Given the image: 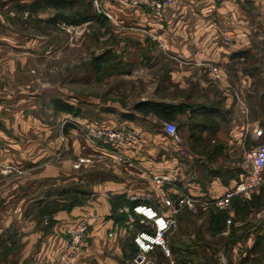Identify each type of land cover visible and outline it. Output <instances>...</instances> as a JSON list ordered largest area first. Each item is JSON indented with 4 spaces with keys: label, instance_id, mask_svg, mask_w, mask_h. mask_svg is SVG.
Instances as JSON below:
<instances>
[{
    "label": "rangeland",
    "instance_id": "1",
    "mask_svg": "<svg viewBox=\"0 0 264 264\" xmlns=\"http://www.w3.org/2000/svg\"><path fill=\"white\" fill-rule=\"evenodd\" d=\"M33 1L0 0V132L13 137L16 149L21 150L24 146L29 153V163L22 162L21 157L15 154L14 164L0 166V210L9 208L13 201L15 204L7 218L10 226L5 243H8L1 245L8 246V249L1 247L0 254L9 252L12 256L21 252L22 229L26 224L35 220L43 229H51L57 222L53 218L55 212H70L61 210L65 206L61 201L76 197H59L56 195L58 190L49 191L45 202L55 210L51 216L42 215V208L34 203L16 204L18 199H29L37 190L38 183L41 185L53 175L60 176L59 170L63 167L67 175L75 170L71 166L78 164L77 170L83 176L113 168L114 163L111 164L110 160L85 162L89 157L83 152V127L72 126L69 119L75 120L73 117L55 113L49 104L52 98L58 97L80 107L85 111L89 124L96 126L94 123L103 115L113 114L114 118H119V114L131 113L134 105L143 101L195 102L217 107L222 112L225 111L223 103L227 94L236 99L234 91H229L227 85L235 89L241 86L235 74L237 69L232 65L228 66L231 77L226 81L215 78L211 68L216 66H209L212 79L208 86L211 91L209 96L197 82H192L185 89L174 86L169 73L176 66L165 55L167 49L164 40L160 39L161 35L151 26L156 20L160 21L164 14L155 17L144 8L127 11L129 7L119 4L117 0H92L95 12L101 15L97 21L79 27L65 24L54 27L45 23L54 15V11L30 16L22 10V6ZM176 1L181 3L180 0ZM108 4L117 7L113 20L104 12ZM240 4V10L247 7L248 18L252 19H249V27L258 46L256 48L255 45V54L248 63L261 73L264 72V13L258 11L253 2L243 1ZM122 10H125V16L120 13ZM138 11L141 16L136 19ZM100 58L107 59L108 63L97 72L94 68ZM243 65L244 71L247 66ZM260 78L264 79V76L260 74ZM263 81L253 78L250 81L253 83L252 90L243 93L258 123L253 131L251 129L244 145H241L240 138L230 141V155L224 149L221 155L211 160L213 168H237L244 173L250 169L247 153L264 143V110L258 105L261 92L256 91L259 85H263L260 91L264 89ZM222 114L224 119L227 118L224 112ZM211 119L210 124L216 127L218 123ZM186 121L184 116L169 121L179 127L184 147L203 158L216 154V147L209 148L208 153L205 147L186 141ZM260 130L263 134H258ZM90 164L94 166H87ZM99 178L107 177L104 173ZM92 198L91 195L87 199H76L85 205ZM150 200L158 203L159 199ZM170 203L179 207L178 227L169 239L171 256H163L157 251L148 257L146 264H219L220 259H224L226 264H264V238L257 236L264 224V187L255 192L251 199H232L226 209H219L212 203H195L189 207L181 204L180 199H170ZM118 204L120 202L115 203L120 206ZM122 204L117 214L127 217L123 224L138 229L137 220L133 223L129 221L126 212L129 207L124 201ZM169 207L166 206L167 209ZM19 212L23 215L21 219L15 218ZM181 247L188 248V251L180 253ZM128 249V255L122 260L126 264H135L130 246ZM110 257L114 260L117 258L113 254Z\"/></svg>",
    "mask_w": 264,
    "mask_h": 264
},
{
    "label": "crops",
    "instance_id": "2",
    "mask_svg": "<svg viewBox=\"0 0 264 264\" xmlns=\"http://www.w3.org/2000/svg\"><path fill=\"white\" fill-rule=\"evenodd\" d=\"M172 1L171 8L164 13L160 21L156 20L151 25L153 31H158L161 35L160 39L164 40L167 49L165 55L177 68H173L169 73L172 84L185 89L192 82H197L208 95L211 92L208 86L212 80L209 66L218 67L222 78L226 81L231 77L228 75V66L232 65L237 69L235 74L238 75L239 81L241 83L246 81L249 86L244 93L250 92L253 83L243 74L242 69L245 58L237 54L247 53V56L255 54L256 39L249 27L251 18H248L247 7L240 10V3L253 2L257 10L264 13V0H180L181 3ZM116 9L115 5L108 4L105 5L104 12L113 20ZM126 9L133 11L130 10L131 8ZM123 11L125 10L120 13L125 16ZM136 16V19L140 17V12ZM225 38H228V41H225ZM256 48H258L257 45ZM244 65L247 66L246 62ZM261 75L264 76V72H261ZM167 102L175 105L184 103L169 100ZM223 105L227 118L217 117L219 129L214 133L209 130L204 131L201 135V144L209 147L223 145L227 149V154L230 155L231 150L228 148L230 141L244 139L245 121L234 97L227 94ZM249 110L250 130L253 131L258 120L254 119V111L250 106ZM114 117L113 114L103 115L94 124L98 127H124L136 130L141 137L140 143L130 149L127 154L139 163L146 176L127 175L115 164L112 169L108 168L100 173H87L84 176L79 174L78 164L71 166V169L73 167L75 170L72 169L68 176L65 173V167L61 170L62 172L58 169L60 176L53 175L41 185L38 183L37 190L29 199H18L19 202L16 204L23 202L29 205L44 201L49 191L59 190L65 186L91 193L93 200L89 204L73 207L70 212H55L53 218L57 222H54L55 225L51 229H43L35 220L30 221L22 229L20 254L16 256H12L9 252L0 254V264H67L61 261L65 232L75 227L81 220H87L90 223L88 243L68 264H124L122 259L128 255V244H132V238L139 229L130 224L115 223L112 218L113 199L120 196H126L130 202L160 199L152 180L154 176L159 175L169 177V181L165 183V190L169 199H180V203L185 197H219L233 183L230 181L229 185H224L220 179H215L206 185V190L198 184L197 170L203 164L213 168L212 165L190 153L187 148L185 159L175 157L172 141L163 130L165 122L158 120L155 116L143 118L137 115L138 118L135 121ZM73 118L80 123L90 122L86 117ZM189 136L188 131L186 141ZM0 145V166L7 167L14 164L15 154L21 157L22 162L29 163L26 147L22 146L24 150L16 149L13 137L9 134L0 132ZM84 146L83 152L87 153L86 157L95 154L96 150L85 139ZM87 166L93 167L94 164ZM104 173L107 178L98 179ZM13 202L9 208L0 210V252L3 247L1 245L8 243V241L5 243V236L10 226L7 218L9 212H13L12 207L15 205ZM153 204L163 209L161 200ZM22 216L20 212L15 214V218L21 219ZM6 245L4 249H8ZM112 254L117 256L116 260L110 257Z\"/></svg>",
    "mask_w": 264,
    "mask_h": 264
},
{
    "label": "built area",
    "instance_id": "3",
    "mask_svg": "<svg viewBox=\"0 0 264 264\" xmlns=\"http://www.w3.org/2000/svg\"><path fill=\"white\" fill-rule=\"evenodd\" d=\"M119 4L129 8H144L155 16L161 17L165 11L172 6V0H117ZM228 41V38H225ZM211 73L215 78L222 81L220 71L217 67L211 68ZM246 81L236 89L231 85H227L229 91H234L235 100L245 121V132L242 144L244 145L247 137L251 134L250 130V110L243 97V93L248 89ZM70 124L74 127H83L85 140L96 150L85 162L92 163L94 161H103L110 159L115 165L130 176H146L142 171L139 163H137L127 153L130 149L135 148L141 140L140 134L132 128H110L98 127L89 123H80L76 120L69 119ZM163 130L165 134L171 138L172 151L178 159H185L187 149L184 147L183 140L178 134V127L174 123H164ZM258 132V131H257ZM263 134L260 130L258 134ZM253 134V133H252ZM247 159L250 163V169L242 176L239 182H233L230 188L219 197H185L181 204L193 206L195 203L213 204L219 209H226L230 205L232 199H251L252 194L264 187V143L252 148L247 153ZM154 187L160 199L165 205L164 209H159L151 204L141 203L135 205L132 209H126L129 214V221L133 223L139 219L140 225L144 228L138 230L132 238V243L137 249L134 257L135 264H146L148 257L157 251L164 256H171L170 236L178 227L177 214L179 207L171 205L165 183L169 181L168 176H154L152 178ZM200 199H211L210 201H201ZM135 200V199H132ZM149 201H152L148 199ZM170 206L166 209V206ZM90 231V223L87 220H81L75 227L65 232V245L61 253V261L70 263V261L80 253L88 243ZM219 264H226L224 259H220Z\"/></svg>",
    "mask_w": 264,
    "mask_h": 264
},
{
    "label": "trees",
    "instance_id": "4",
    "mask_svg": "<svg viewBox=\"0 0 264 264\" xmlns=\"http://www.w3.org/2000/svg\"><path fill=\"white\" fill-rule=\"evenodd\" d=\"M22 10L27 11L30 14V16L34 14H38L39 12L54 11V15L51 16L49 19H47V21L45 22L48 25L54 27L60 26V24H65L71 27H79L84 24L97 21L101 16L95 12L92 0H35L32 3L22 6ZM102 15L107 19V16L104 13H102ZM237 55L245 58L247 67L246 69H244L243 74L248 79L252 80L253 78H256L257 80H261V81L264 80L260 78L261 73L259 72V69L254 67V65L251 66L249 65L251 56H247V53H238ZM98 61L99 62L96 64L94 69L97 72H100L103 69V66L108 63V61L107 59L104 60V58H100ZM261 86L263 85H259V90L257 89L256 91L261 92L260 93L261 95L260 96L258 95L259 96L258 105L260 109L264 110V89L260 91ZM49 104L55 113L67 114L75 118L78 117L85 118L86 116L85 111L83 109L58 97L52 98ZM222 112H224L227 115V112L225 111ZM222 112H220V110L217 107L205 106L203 104H198L195 102L188 103L185 101L184 103L175 105L173 103H168L165 101H159V102L143 101L134 105L131 113H121L119 118L127 121H135L138 118L137 115L143 118L153 115L158 120L169 122L173 119H177V117L179 116H184L187 118V121L184 123V126L189 131L190 136L188 141L190 143L192 142L195 145L202 148L205 147L204 149L205 150L207 149L206 151H208V153L210 151L209 148L211 149L212 147H216L215 148L216 154L214 155L212 154L207 158L201 157L206 162L210 163L212 159H215L219 156V154L220 155L222 154L225 147L223 145H215L212 147L203 146L201 144V135L206 130H209L214 133L219 129V125L214 127L210 124V121H212L211 118H214L216 122L215 118L220 116L222 117L223 115ZM178 134L180 135L179 127H178ZM244 174L245 173L241 169H237V168L219 167L213 169L203 164L197 170L196 182L206 190V185L210 184L215 179H220L224 185H229L230 181L239 182ZM56 195H58L59 197H67L71 195L76 198L83 197L85 199L91 197V193H88L86 191H81L76 188L59 189L58 191H56ZM76 198L70 199V201H66L65 199H63L61 201V204H65V206L62 207L61 210H71L75 206L82 205L83 202L77 201ZM235 199H241V198L237 197L234 198V200ZM159 200H161V204L163 205L162 207L164 208L165 205L162 202V199ZM255 200H259V199H255ZM122 201L126 203L129 209H132L135 205L141 203L154 205L153 201H149V200H145V201L138 200L135 202H130L126 196H120L117 197L116 199H113L112 218L117 224H123V220H127L126 219L127 217L125 218L124 214L121 215L120 213L117 214L118 207H121V205L123 206ZM251 201H254V199H252ZM117 202H120V204H118L120 206L115 205V203L117 204ZM34 204L38 208H42V215L51 216L53 212H55V210H52V208L49 207V204L48 205L46 204L45 200ZM136 226L139 230L144 228L142 225H140L139 219H137ZM257 234L259 238H264V224L262 225V227L259 228ZM128 246H130L131 248L132 256H135V254L137 253V249L134 246V244L129 243ZM185 247H181L179 249V252L180 253L187 252L188 248Z\"/></svg>",
    "mask_w": 264,
    "mask_h": 264
}]
</instances>
